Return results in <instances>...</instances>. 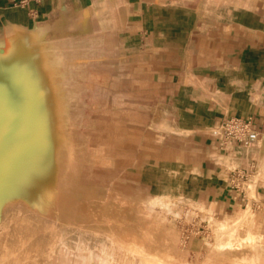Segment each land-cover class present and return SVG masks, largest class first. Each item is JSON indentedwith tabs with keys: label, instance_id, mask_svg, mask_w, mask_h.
<instances>
[{
	"label": "crops",
	"instance_id": "crops-1",
	"mask_svg": "<svg viewBox=\"0 0 264 264\" xmlns=\"http://www.w3.org/2000/svg\"><path fill=\"white\" fill-rule=\"evenodd\" d=\"M92 114L110 116L111 143ZM229 117L251 120L252 146L211 136ZM169 179L222 218L264 203V0H2L0 264L125 261L88 253L93 237L176 257L148 207L173 197ZM193 241V264H264Z\"/></svg>",
	"mask_w": 264,
	"mask_h": 264
},
{
	"label": "rangeland",
	"instance_id": "rangeland-1",
	"mask_svg": "<svg viewBox=\"0 0 264 264\" xmlns=\"http://www.w3.org/2000/svg\"><path fill=\"white\" fill-rule=\"evenodd\" d=\"M36 1V0H35ZM91 115V114H89ZM92 129L94 130L95 135L99 134L101 131L98 129H103L106 134L104 140L101 143H111L112 136L110 133V124L111 119L102 118L101 114H92ZM120 122L121 127H123L120 134L117 136L119 138V144L121 148L125 149V151L133 144V127L131 126V122L128 118V114H120ZM219 126V125H218ZM97 128V130H96ZM216 128L213 127L212 130ZM99 131V132H98ZM103 132V131H102ZM93 135V137L95 136ZM212 136V135H211ZM116 137V136H114ZM169 136V142H170ZM125 157L127 158L128 156ZM125 170H134V168L124 167L121 168ZM123 171V170H122ZM176 168L169 166L167 169V173L169 176H175ZM186 180V178H185ZM168 193L173 195V197L162 198L159 201L170 206L169 209L163 208L161 204L157 203L154 206V211L152 214H159L161 218H165L166 222L170 224V226L176 232V257H167L163 250L158 248H150L144 247L141 243L140 245L125 247L119 246L117 240H105L103 244H106L107 247H104V251L102 250V245H98L101 241H96L95 238H92V241H89L88 253H94L98 255L103 254H117L124 256V262L117 263H109L108 264H193L197 263V256L193 258V254L191 252L192 242L193 240H200L204 242H213L215 241L218 244V249L222 248L223 244H228L234 246L231 249L224 248L221 253H226L230 255H237L243 252H249L256 254L260 250H264V203H259L253 205H249L246 209L238 210L237 214L230 218H222L215 214L212 209L207 208L206 206H200L191 201V198H187L190 196V192L185 190V197L178 198L175 195L176 192V183L169 179L168 182ZM189 185L188 182L184 181L183 186L186 189V186ZM187 195V196H186ZM251 197H253V193H251ZM154 199V198H151ZM160 198H157V200ZM150 200V199H149ZM157 205V206H156ZM156 208V209H155ZM189 210V212H188ZM176 212V213H175ZM179 213V214H178ZM186 214V215H185ZM187 217V218H186ZM176 218V219H175ZM109 234V233H107ZM88 238H90L88 236ZM54 238H52L53 240ZM51 240V241H52ZM143 242V241H142ZM97 244V245H96ZM58 246H56L52 252L58 253ZM130 248V249H129ZM87 253V254H88ZM163 255V262L153 261L149 259L148 255ZM259 254V253H258ZM132 256L137 258L139 262H127L128 258ZM147 259L148 261H142ZM194 259V260H193ZM102 264V263H101ZM255 264H257L255 262Z\"/></svg>",
	"mask_w": 264,
	"mask_h": 264
},
{
	"label": "built area",
	"instance_id": "built-area-1",
	"mask_svg": "<svg viewBox=\"0 0 264 264\" xmlns=\"http://www.w3.org/2000/svg\"><path fill=\"white\" fill-rule=\"evenodd\" d=\"M2 0H0L1 2ZM31 0H8L14 7H25ZM211 135L224 145L229 142H237L243 146H252L257 140L258 134L252 129L250 119L235 117L225 118L219 126L212 130Z\"/></svg>",
	"mask_w": 264,
	"mask_h": 264
},
{
	"label": "bare ground",
	"instance_id": "bare-ground-1",
	"mask_svg": "<svg viewBox=\"0 0 264 264\" xmlns=\"http://www.w3.org/2000/svg\"><path fill=\"white\" fill-rule=\"evenodd\" d=\"M71 189V188H70ZM69 191V190H68ZM159 200H161V199H158L157 200V198H154V199H152V200H150L149 202H148V207L151 209V210H154V206H155V204H157V203H159V204H161V206L163 207V208H166V209H169L170 208V206L167 204V202L166 203H164V202H162V201H159ZM157 206V205H156ZM156 209V208H155ZM188 212H189V210H188ZM176 213V212H175ZM179 214V213H178ZM186 215V214H185ZM187 218V217H186ZM176 219V218H175ZM95 224L97 225V222H95ZM98 224H101V222H98ZM93 226V225H92ZM99 228H100V226H98ZM92 228V227H91ZM92 229H94V232H97L96 230H95V225H94V228H92ZM110 235H111V233H110ZM110 235L108 236L109 238H110ZM118 241V240H117ZM133 241V240H132ZM134 242V241H133ZM122 244V243H121ZM122 246V245H121ZM136 246V245H135ZM223 247L221 248L220 247V250H222V249H224V248H227V249H231V248H233L234 246H232V245H228V244H223L222 245ZM105 247V246H104ZM104 247H102V250L104 251ZM125 247H130V246H125ZM133 248V247H132ZM130 249V248H129ZM92 253V252H91ZM103 264H106V263H103Z\"/></svg>",
	"mask_w": 264,
	"mask_h": 264
}]
</instances>
